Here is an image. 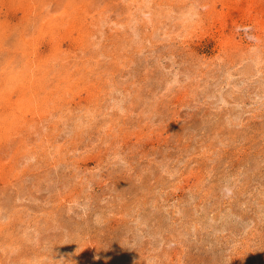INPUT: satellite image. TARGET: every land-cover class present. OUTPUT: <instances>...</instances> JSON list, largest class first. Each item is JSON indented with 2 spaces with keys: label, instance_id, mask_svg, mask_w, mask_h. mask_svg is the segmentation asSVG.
Returning <instances> with one entry per match:
<instances>
[{
  "label": "rangeland",
  "instance_id": "1",
  "mask_svg": "<svg viewBox=\"0 0 264 264\" xmlns=\"http://www.w3.org/2000/svg\"><path fill=\"white\" fill-rule=\"evenodd\" d=\"M9 20L0 264H264V0H0Z\"/></svg>",
  "mask_w": 264,
  "mask_h": 264
},
{
  "label": "bare ground",
  "instance_id": "2",
  "mask_svg": "<svg viewBox=\"0 0 264 264\" xmlns=\"http://www.w3.org/2000/svg\"><path fill=\"white\" fill-rule=\"evenodd\" d=\"M71 1V0H70ZM17 2V1H16ZM81 2V1H80ZM19 3V2H18ZM23 3V2H22ZM26 3V7H25V10H23V15L21 16V18H20V21H21V23L18 21L17 22V24H15V26H21V27H24V23H26L27 21H28V12H30V10H29V7H30V2L28 3V2H25ZM33 3V2H32ZM50 3V2H49ZM24 4V3H23ZM83 4V3H82ZM32 5V4H31ZM84 5V4H83ZM34 6H35V4H34ZM41 6V5H40ZM86 6V5H85ZM17 7V6H16ZM15 7V8H16ZM72 7V6H71ZM83 7V6H82ZM18 8V7H17ZM41 8V7H40ZM39 8V9H40ZM48 8V7H47ZM23 9V8H22ZM34 9V8H33ZM56 9V8H55ZM80 10V9H79ZM79 10H78V12H79ZM27 13H26V12ZM49 11V10H48ZM75 13H77V12H75ZM81 13V12H80ZM88 13V12H87ZM38 14V13H37ZM49 14H50V12H49ZM78 14V13H77ZM20 15V14H19ZM59 16V15H58ZM63 16V15H62ZM87 16V15H86ZM49 17V16H48ZM60 17V16H59ZM88 17V16H87ZM61 18V17H60ZM72 18V17H71ZM46 19V18H45ZM48 19V18H47ZM74 19V18H73ZM17 20V19H16ZM63 20V19H62ZM14 21V20H13ZM35 22V21H34ZM33 22V23H34ZM1 23V22H0ZM30 23V22H29ZM67 23V22H66ZM68 24V23H67ZM66 24V25H67ZM5 25H7L6 27H4V26H2V27H0V31H1V33H0V45L2 44V45H4L3 44V42H4V40H5V37H7V41L9 40L8 39V37L9 36H13L14 35V33H13V27H12V25H11V20H9L8 22H7V24H5ZM26 25H27V23H26ZM1 26V25H0ZM11 26V27H10ZM49 26V25H48ZM69 27V26H68ZM49 29L51 30L50 31V33H47L45 36L46 37H53V35H55V32H54V26L53 25H50L49 26ZM55 29H57V27H55ZM4 30V31H3ZM56 32L57 31H59V29L58 30H55ZM54 32V33H53ZM2 34H5V35H2ZM2 35V36H1ZM22 37H21V41H19V44H17V45H14V46H12V45H10L9 43L6 45V47H4L8 52H9V54H10V56H12V57H17V52H18V50L20 49V51H21V53H20V55H21V57L23 58V56H24V54H25V52L27 51V48L29 47H31V46H36L37 48H39L40 46L39 45H37V44H30L32 41H27V42H25V35L23 34V35H21ZM31 37V36H30ZM88 37V36H87ZM36 41V40H35ZM25 42V43H24ZM10 43H16L15 41H12L11 40V42ZM37 60H38V58H36ZM92 60V59H91ZM34 62H35V60H34ZM55 62V61H54ZM53 63V62H52ZM5 64V63H4ZM37 64H40V63H37ZM53 65V64H52ZM93 66V65H92ZM42 67V66H41ZM49 67V66H48ZM57 68V67H56ZM55 69V68H54ZM86 69V68H85ZM91 69V68H90ZM56 70V69H55ZM70 75V74H69ZM88 76V75H87ZM74 77V76H73ZM79 78V77H78ZM52 79V78H51ZM69 81V80H68ZM54 86V85H53ZM57 87V86H56ZM2 88V87H1ZM40 88V87H39ZM58 88V87H57ZM63 89V88H62ZM17 90V89H16ZM38 90H40V89H38ZM69 93V92H68ZM61 97V96H60ZM89 98V97H88ZM58 99V98H57ZM76 103V102H75ZM33 107H35V106H33ZM17 109H18V107H17ZM43 109V108H42ZM23 111V110H22ZM11 113V112H10ZM21 113V112H20ZM48 113V112H47ZM17 119H18V117H17ZM11 121V120H10ZM24 123H25V121H24ZM15 124V123H14ZM9 125V124H8ZM25 125V124H24ZM13 126V125H12ZM26 126V125H25ZM8 127V126H7ZM17 127V126H16ZM24 128V127H23ZM15 134H16V132H15ZM3 151V150H2ZM13 162V161H12ZM10 164V163H9ZM4 167V166H3ZM3 175V174H2Z\"/></svg>",
  "mask_w": 264,
  "mask_h": 264
}]
</instances>
